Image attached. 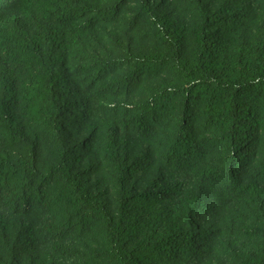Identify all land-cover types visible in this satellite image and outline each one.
Returning <instances> with one entry per match:
<instances>
[{
  "label": "trees",
  "instance_id": "trees-1",
  "mask_svg": "<svg viewBox=\"0 0 264 264\" xmlns=\"http://www.w3.org/2000/svg\"><path fill=\"white\" fill-rule=\"evenodd\" d=\"M0 264H264V0H0Z\"/></svg>",
  "mask_w": 264,
  "mask_h": 264
}]
</instances>
